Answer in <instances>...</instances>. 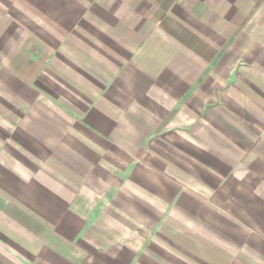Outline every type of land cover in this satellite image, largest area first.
I'll return each instance as SVG.
<instances>
[{"label":"crops","instance_id":"crops-1","mask_svg":"<svg viewBox=\"0 0 264 264\" xmlns=\"http://www.w3.org/2000/svg\"><path fill=\"white\" fill-rule=\"evenodd\" d=\"M236 1L0 0V264H264V0Z\"/></svg>","mask_w":264,"mask_h":264},{"label":"rangeland","instance_id":"rangeland-1","mask_svg":"<svg viewBox=\"0 0 264 264\" xmlns=\"http://www.w3.org/2000/svg\"><path fill=\"white\" fill-rule=\"evenodd\" d=\"M192 1L193 0H155V6L158 8V4L160 7H167V8H175V7H182V8H189L190 5L192 4ZM237 5L239 6V8H241V4H243L245 7V12H244V15L245 13L249 10L248 14H252L251 12H253L254 10H256L255 8L259 6V3H260V0H237ZM230 4L227 2V1H223L219 7V9H223L224 7H229ZM166 8V9H167ZM153 10V9H152ZM159 11H153V14H158ZM243 15V16H244ZM249 17L248 16H245L244 18L242 17L241 19H239L240 22H246ZM205 189H210L209 188H206ZM141 224H140V227H141V230H143V228H146L147 226V223H149L150 221L147 219H141L140 220Z\"/></svg>","mask_w":264,"mask_h":264}]
</instances>
